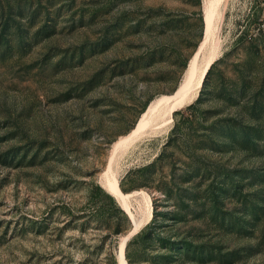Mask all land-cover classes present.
<instances>
[{"label": "rangeland", "instance_id": "374dc122", "mask_svg": "<svg viewBox=\"0 0 264 264\" xmlns=\"http://www.w3.org/2000/svg\"><path fill=\"white\" fill-rule=\"evenodd\" d=\"M224 3L191 115L114 156L120 190L154 212L130 198L127 264H264V0ZM202 5L0 0V264H118L132 221L103 170L184 79Z\"/></svg>", "mask_w": 264, "mask_h": 264}, {"label": "bare ground", "instance_id": "6f19581e", "mask_svg": "<svg viewBox=\"0 0 264 264\" xmlns=\"http://www.w3.org/2000/svg\"><path fill=\"white\" fill-rule=\"evenodd\" d=\"M225 0H203L202 12L204 32L199 45L194 52L185 72L184 79L171 94H160L149 101L145 110L140 114L136 124L126 134L119 136L111 146L110 155L103 170V186L115 197L121 208L132 221L130 230L120 237V245L117 253V263L127 264L124 257V247L129 237L140 227L130 208V198L142 197L147 217L151 218V200L142 189L131 192L120 190L116 174L113 172V159L118 150H125L143 134L161 131L172 120L175 110L184 104L192 102L198 94L202 81L209 66L218 55V30L222 18V10ZM194 98V99H193ZM184 107V106H183ZM182 107V108H183ZM172 123V122H171Z\"/></svg>", "mask_w": 264, "mask_h": 264}, {"label": "trees", "instance_id": "16d2710c", "mask_svg": "<svg viewBox=\"0 0 264 264\" xmlns=\"http://www.w3.org/2000/svg\"><path fill=\"white\" fill-rule=\"evenodd\" d=\"M212 64H213V63H212ZM212 64L209 66V68H208V70L206 71L205 76H204L203 79H205V77H206V75L208 74V72H209V70H210ZM203 82H204V80L202 81V84H203ZM202 84H201V85H202ZM194 100H195V102H197V100H198V94H197V97H196ZM194 105H195V103L190 102V103L185 107V110L187 109V110L190 111V114H189V115H191V109L194 107ZM174 112H175V111H174ZM153 216H154V212H153V214H152V216H151V220H152ZM150 226H151V223H150V225L148 224V225L145 227V229H146V230H149ZM137 233H138V232H136L134 235H136ZM127 242H128V241H127Z\"/></svg>", "mask_w": 264, "mask_h": 264}]
</instances>
